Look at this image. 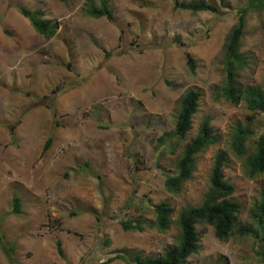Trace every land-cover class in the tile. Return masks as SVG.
Instances as JSON below:
<instances>
[{
	"label": "rangeland",
	"instance_id": "obj_1",
	"mask_svg": "<svg viewBox=\"0 0 264 264\" xmlns=\"http://www.w3.org/2000/svg\"><path fill=\"white\" fill-rule=\"evenodd\" d=\"M85 1L0 0V238L15 264H101L127 251L161 256L178 243L176 223L140 233L121 222L154 220L162 202L174 220L200 205L221 152L239 221L254 225L264 174L250 177L247 160L264 135V115L220 95L225 47L247 0H205L218 12L197 14L175 8L176 0H110L114 22L89 17ZM20 7L44 11L59 23L57 35L36 32ZM241 52L239 83L264 90V11L248 13ZM189 90L202 95L193 129L186 140L164 143ZM207 117L219 141L198 156L182 191L169 193L166 178ZM240 127L251 132L245 155L233 149ZM15 198L20 215L11 214ZM197 228L199 252L189 264H264L251 235L223 242L213 226ZM0 264H11L1 244Z\"/></svg>",
	"mask_w": 264,
	"mask_h": 264
},
{
	"label": "trees",
	"instance_id": "obj_2",
	"mask_svg": "<svg viewBox=\"0 0 264 264\" xmlns=\"http://www.w3.org/2000/svg\"><path fill=\"white\" fill-rule=\"evenodd\" d=\"M67 3L69 0H60ZM175 8L189 11L193 14L218 12V8L205 0L193 2H180L176 0ZM18 11L29 19L33 28L46 39L54 38L59 30L57 21L45 19L42 10L31 11L20 7ZM85 13L92 18H105L114 22V14L110 0H86L84 3ZM251 11L263 12L264 0H247V6L238 9L237 23L230 31L225 47L224 68L225 82L223 83L220 95L225 100L239 105L244 102L253 113L264 115V90L260 86L239 83L237 75L247 65V57L241 52L242 41L245 35L246 21L248 13ZM191 70L195 64L192 58L188 57ZM201 93L196 90L186 92L180 102V110L177 114L175 128L172 132L165 134L162 142L171 144L174 139L186 140L188 134L193 129V118L198 112L201 100ZM56 115V112L54 113ZM251 132L244 128H239L233 140V149L239 155L246 154V144ZM219 141L218 134L215 133L211 123V118L207 117L201 124L197 135L184 147L176 166V171L166 178L165 187L169 193L179 194L188 183L197 169V158L211 146ZM48 140L45 150L49 148ZM226 154L221 152L217 155L210 174V187L206 192L202 203L198 206L183 209L177 220L173 219L174 208L168 202H162L154 206L155 219L138 218L121 222L125 231L145 232L147 229H156L159 232H167L176 223L179 229L178 243L168 247L161 256H146L137 251H127L123 254L110 257L101 264H111L121 259L127 264H189V258L199 252L200 234L197 226L208 224L214 227V232L220 241L227 242L235 235L245 237L251 235L256 240L261 241L262 260L264 261V197L261 204L253 209L252 219L254 225L245 228L239 221L242 206L233 200L236 192L234 185L229 183L224 173ZM249 176L254 178L264 174V135L256 142V148L247 160ZM22 201L15 198L11 207L12 215L21 214ZM255 226V227H253ZM0 238L11 264H15L13 249L5 245ZM105 246H110V241L106 240ZM57 248L59 255L64 257V250L61 242L58 241Z\"/></svg>",
	"mask_w": 264,
	"mask_h": 264
}]
</instances>
